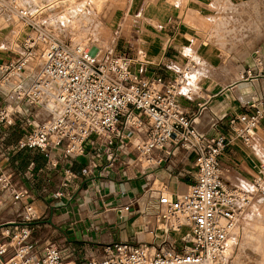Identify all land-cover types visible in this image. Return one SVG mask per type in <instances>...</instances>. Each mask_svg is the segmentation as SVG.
<instances>
[{"label": "built area", "instance_id": "2783aa9c", "mask_svg": "<svg viewBox=\"0 0 264 264\" xmlns=\"http://www.w3.org/2000/svg\"><path fill=\"white\" fill-rule=\"evenodd\" d=\"M5 13L31 33L19 58L0 66V127L15 115H25L27 123L35 113L48 117L18 141L17 150H38L54 168L59 166L56 152L75 159L98 145L111 151L110 165L117 152L126 150L139 161L157 164L161 160H154L153 153L169 147L196 156L188 192L174 196L155 184L144 198L119 210L122 216L131 211L142 216L150 242L114 243L102 258L84 264H230L226 243L232 231L253 204L264 200V163L251 189L227 185L220 164L229 145L226 136H210L196 127L204 106L200 113H186L179 104L180 97L190 99L194 94L188 77L195 62L187 61L172 79L144 76L134 71L132 59L117 56L114 50L96 51L55 39L18 0H0V15ZM247 106V112L230 119L229 128L251 148L264 119V94ZM15 177L9 157L0 153V215L10 203L30 197L28 190L17 189ZM64 177L67 188L74 176L64 171ZM18 213V222H3L0 217V227L5 225L0 236L10 239L0 241V264H69L64 250L31 243L33 204H25ZM174 233L181 235V247L168 241Z\"/></svg>", "mask_w": 264, "mask_h": 264}, {"label": "crops", "instance_id": "0c3cea01", "mask_svg": "<svg viewBox=\"0 0 264 264\" xmlns=\"http://www.w3.org/2000/svg\"><path fill=\"white\" fill-rule=\"evenodd\" d=\"M192 1L193 4L190 3V6L195 15L193 21L189 20V22L194 24L203 12L201 6L197 5L201 2ZM3 22L8 25L7 19H3L0 23ZM211 23L206 29L210 30L212 36L222 38L218 35L219 24L216 25L215 21ZM204 29V27L197 28L199 32L206 33ZM145 31L147 34L141 35L139 43L142 49L148 52L152 62L148 63L140 59L136 62L146 64L143 67H149L156 60L157 41L153 38L155 35L153 30L146 28ZM176 43L181 45L182 40L178 38ZM168 44L169 42L164 46L161 59L165 72L170 73V79H172L182 70L178 72L172 70L173 59L177 56L170 53V50L175 48L172 44ZM196 54L200 57L198 60L194 55L192 57L194 56L196 59H193L200 65L196 68L193 78L195 77L197 90L204 95H196L195 99L180 97L179 104L186 113H191L198 108L201 110V107L206 106L197 119V123L201 125L196 127L210 136H226L229 145L220 158L225 181L231 188L249 190L242 185L252 184L264 163V119L257 130L251 148L246 147L243 141L232 133L229 121L232 117L248 111L247 104L254 98L251 95L252 92H257L256 85L254 81L241 83L235 87H217V83L207 81H202L199 85L198 82L202 78L206 79L208 76L214 78V70L220 64V60L214 52H211V49L205 54L204 52ZM133 69L144 76L159 75L168 80L157 71L138 69L135 63ZM255 94L257 98L259 95ZM222 110L227 111L221 115ZM13 149L12 146L5 149L0 145V153L3 152L9 157L10 166L15 172L17 189L28 190L30 197L22 202L10 203L8 209L2 212L4 215L2 219L7 222L16 221L14 218L19 219V209L27 203H32L36 219L30 225L33 230L31 243L36 248L51 244L64 250L68 255L69 264H84L90 259L102 258L105 248L114 243L150 242L151 238L150 240L141 239L145 238L144 234L149 235L142 216L133 223L132 216L139 215L138 213L131 211L122 216L119 210L132 201L144 198L148 187L157 183L174 196L186 193L194 183L196 156L182 148L169 147L163 151L154 152L153 158L161 160L160 164L154 161L151 163L139 161L135 153L127 150L117 152L116 158L110 165L108 153L111 151L98 145L89 147L86 155L75 159H64L61 152H56L54 159L59 163L57 168L50 166L38 150H17L12 154ZM179 155L183 157L181 172L188 174L186 180H189L186 183H180L178 178H174L172 184H166L165 175L171 168L169 163H172L168 161ZM64 171H70L74 176L67 188L63 187ZM57 193H62V196L57 197ZM263 214L264 200L252 209V213L245 216L243 225L239 228L238 238L234 239L231 247V254L236 246L239 249L235 264H252L251 260L257 257V248L260 249V264H264ZM247 249H250L253 254Z\"/></svg>", "mask_w": 264, "mask_h": 264}, {"label": "rangeland", "instance_id": "374dc122", "mask_svg": "<svg viewBox=\"0 0 264 264\" xmlns=\"http://www.w3.org/2000/svg\"><path fill=\"white\" fill-rule=\"evenodd\" d=\"M33 1L37 6H40L41 4L46 5L51 0ZM63 1L65 2V9L61 11L36 13L32 12L36 10L31 11L30 6L23 7L30 10L32 14H36L40 25L52 37L62 43L69 45H73V43L81 44L96 51L100 49L102 52L114 50L115 55L132 59L138 69L144 68V71H157L168 79L171 78L170 73L165 72L161 59L165 49L164 46L168 42V45L172 44V47L175 48H172L170 53L177 56L173 59L174 63L172 64V70L175 72L183 70V64L185 66L187 60L195 62V69L198 68L200 63L196 62L195 59L198 60L200 57L196 53L203 54L204 52L205 54L207 50L211 49V52L218 56L220 64L214 70V78L210 76L206 79L202 78L198 82L199 85L202 84V81H207L208 83H217V87H235L241 83L254 81L257 92H252L253 99H256L255 93H258V95L264 94V0H199L201 4L197 3V5L201 6L203 13L194 24L189 22V20L193 21L195 15L190 6V3L193 4L192 0ZM187 13H189L188 16ZM210 18L212 22L215 21L216 25L219 24L217 26V28H220L218 35L222 38L212 36L210 30L206 29L212 24ZM3 19L8 20V25L4 22L0 23V66L19 58L24 40L31 33L30 28L17 20L12 14H10V17L1 14L0 22ZM202 27L205 28L206 33L197 30V28L202 29ZM146 28L155 32L153 38L157 41L156 60L149 67H143L146 64L136 62L139 59L140 61L152 62L148 52L143 50L139 43L141 35L147 34ZM178 38L182 40L181 45L176 43ZM37 63L38 61L34 63L35 66L38 65ZM192 90L194 94L190 95L191 99H195L196 95H204L195 87H192ZM242 96H244V93H242ZM198 110V113H200V108ZM226 111L222 110L221 115L225 114ZM32 112L33 110L30 109L29 114H32ZM41 115V113H35V117L29 123L26 121L27 117L15 115L8 123L0 127V145L5 149L12 146L14 149L11 153H16L18 141L27 132H30L32 127H35L36 122L48 118L47 115ZM199 125L201 124L196 122V126ZM182 160V155L169 159L168 163L170 161L172 163H169L171 168L167 170L165 175L166 184H172L174 178H178L180 183H186L189 180H186L189 175L181 172ZM156 185L160 184L157 183ZM251 185L245 184L242 186L251 189ZM188 191L189 188L186 192ZM255 206H258V204H253L245 212L236 227L237 229L235 228L236 230L232 232L230 242H228L230 252L234 239L238 238L239 228L242 227L245 216L252 213ZM0 217H4L3 213ZM139 217L140 215L134 214L132 216L133 223ZM14 220L18 222L20 219L14 218ZM3 222L7 221L3 220ZM144 237L141 239L150 240L151 238L148 234H144ZM181 238L180 234L174 233L170 235L168 241L181 247ZM0 240L2 243L10 241V239H2L1 236ZM247 250L250 251V249ZM238 252L239 249L236 246L232 254L228 256L230 264H235L234 261ZM256 252L257 257L251 260L252 264H260V249L257 248ZM251 253L249 255L252 256L253 253ZM9 256L10 254H7L5 258L8 259Z\"/></svg>", "mask_w": 264, "mask_h": 264}, {"label": "bare ground", "instance_id": "6f19581e", "mask_svg": "<svg viewBox=\"0 0 264 264\" xmlns=\"http://www.w3.org/2000/svg\"><path fill=\"white\" fill-rule=\"evenodd\" d=\"M18 3L20 4V6H30L31 8V11L32 10H36V11H32V12H46V11H61V10H64L65 9V6H64V1L63 0H56V1H54V0H51V1H49V3H47L46 5H40V6H37L36 4H35V1H33V0H18ZM37 8H38V10H37ZM59 8V9H58ZM4 15V14H3ZM5 15H8L9 17H10V14L9 13H5ZM8 19V18H7ZM14 32L16 33V31L14 30ZM14 32H13V34H14ZM18 32V31H17ZM16 36V35H15ZM73 45H79V46H81V47H85L84 45H81V44H74L73 43ZM143 58H145V57H143ZM148 63H150V62H148ZM195 72H196V69H193V71H192V73L190 74V76H189V84H190V86L191 87H195L196 88V85H195V82H194V78H193V76H194V74H195ZM197 89V88H196ZM203 111V110H202ZM202 113V112H201ZM199 117H197V119H198ZM197 119H196V122H197ZM237 229V228H236ZM236 229H234V230H236ZM233 230V231H234ZM232 231V232H233ZM232 234V233H231ZM231 236V235H230ZM230 240V237H229V239H228V241H227V243H226V254H227V256H230L231 255V252L229 251L230 250V248L228 249V242H230L229 241Z\"/></svg>", "mask_w": 264, "mask_h": 264}, {"label": "water", "instance_id": "95a60500", "mask_svg": "<svg viewBox=\"0 0 264 264\" xmlns=\"http://www.w3.org/2000/svg\"><path fill=\"white\" fill-rule=\"evenodd\" d=\"M4 227H5V225H4V226H1L0 229H1V228H4Z\"/></svg>", "mask_w": 264, "mask_h": 264}]
</instances>
